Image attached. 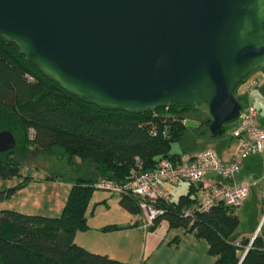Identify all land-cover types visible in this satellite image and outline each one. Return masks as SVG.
<instances>
[{"label": "water", "instance_id": "obj_1", "mask_svg": "<svg viewBox=\"0 0 264 264\" xmlns=\"http://www.w3.org/2000/svg\"><path fill=\"white\" fill-rule=\"evenodd\" d=\"M0 35L104 106L205 102L216 136L240 115L235 82L264 66V0H0Z\"/></svg>", "mask_w": 264, "mask_h": 264}, {"label": "trees", "instance_id": "obj_2", "mask_svg": "<svg viewBox=\"0 0 264 264\" xmlns=\"http://www.w3.org/2000/svg\"><path fill=\"white\" fill-rule=\"evenodd\" d=\"M247 74L235 82L233 92ZM198 103L172 101L152 110L101 105L67 90L0 35V130H10L15 138L12 148L0 151V178H20L13 186L1 189L0 196L13 193L33 178L20 171V157L30 152L32 146L52 153L58 145L67 165L74 156L89 159L100 177L118 180L153 169L163 157L178 160L187 152H174L171 147L186 130L184 112L198 109ZM211 119L209 115L197 125L201 135L206 134ZM235 121L224 123L222 131ZM96 180L77 177L58 215L0 208V264H141L94 252L75 242L76 231L88 228L86 212L97 188ZM199 189L190 182L188 190L176 200L160 199L155 205L162 212L150 228L165 219L169 226H181L184 231L204 238L207 251L214 257L211 264H264V232L256 234L250 244L246 237L236 241L239 215L234 205L219 202L207 210H197ZM116 194L124 209L132 214L141 213L140 196L131 192ZM186 209L192 210V214L185 215ZM121 227L111 223L101 228Z\"/></svg>", "mask_w": 264, "mask_h": 264}, {"label": "crops", "instance_id": "obj_3", "mask_svg": "<svg viewBox=\"0 0 264 264\" xmlns=\"http://www.w3.org/2000/svg\"><path fill=\"white\" fill-rule=\"evenodd\" d=\"M257 72L258 70H255L247 74L235 87L234 94L242 100V103L252 101L257 108L258 123L264 126V78L256 86L248 89L251 78ZM207 117L208 115L204 116L199 124ZM201 128L203 130L204 125ZM205 129H207L205 135L199 133L201 137L207 138L206 145L202 149L212 147L222 160H230L237 151L239 140L230 136L229 128L226 130L227 137L224 138H213L211 136L214 135L209 134V129ZM185 151L191 155L200 152ZM177 152L184 151L177 150ZM38 171L31 175L33 178L27 184L13 193H2L0 208H12L28 214L58 215L66 201L70 186L77 177L94 180L100 177L96 168L93 176L79 175L70 178L55 174L40 175L36 173ZM19 180L18 177L0 178V190L13 186ZM235 181L249 188L248 194L237 204L239 223L235 230V240L239 241L241 237H246L251 241L256 234L264 232V153H253L243 158ZM170 184L176 183L162 181L163 187L169 191V194ZM103 190L108 196L103 193L95 200L103 207H97L95 203L93 209L86 213L88 228L76 231L74 237L76 243L94 252L106 253L119 260L141 262V264H211L213 261L214 257L207 251L208 244L204 238L178 228L176 230L179 231L169 234L168 231L173 226H169L165 219L159 222L163 227L161 230L157 229L159 224L155 228H150L153 223L145 226L141 213H130L119 204V201L109 197L113 192ZM103 199L105 202L102 201ZM104 206L106 209H103ZM135 220L138 222L125 226ZM111 223L123 227L111 230L101 228ZM182 235L190 238L185 245L180 241ZM181 246L187 249H182Z\"/></svg>", "mask_w": 264, "mask_h": 264}, {"label": "built area", "instance_id": "obj_4", "mask_svg": "<svg viewBox=\"0 0 264 264\" xmlns=\"http://www.w3.org/2000/svg\"><path fill=\"white\" fill-rule=\"evenodd\" d=\"M259 68L251 78L248 89L264 78V66ZM29 131H33L32 127H29ZM228 133L239 140L237 151L228 161L222 160L214 148L205 147L197 155L183 153L175 161L163 157L153 169L134 172L125 180L101 176L94 185L114 193L131 192L140 196L145 226L162 212V208L155 204L160 199L167 201L170 198L162 181L178 183L186 180L198 185L197 210H207L219 202L237 205L249 191L247 185L235 181L242 159L249 154L264 153V126L258 123L257 108L251 100L242 105L240 115ZM184 213L190 215L192 210L186 209Z\"/></svg>", "mask_w": 264, "mask_h": 264}, {"label": "rangeland", "instance_id": "obj_5", "mask_svg": "<svg viewBox=\"0 0 264 264\" xmlns=\"http://www.w3.org/2000/svg\"><path fill=\"white\" fill-rule=\"evenodd\" d=\"M260 69L259 67L256 69L251 70L255 71ZM242 101V100H241ZM198 109H191L189 111L184 112V121L186 124V130L181 137L180 140L173 143L171 150L172 151H191V152H199L205 145H206V139L200 136L197 125L199 124V121L204 118V116H209V110L208 106L205 102H199L197 104ZM203 128V127H202ZM226 131H222L220 134L216 136H211L213 138H224L227 137ZM63 151L62 148L58 145L54 146V150L52 153H46L40 150L36 146H32L30 152H28L26 155L20 157V171H22L23 175H32L35 171L37 174H55V176L63 177V178H70L73 176H93L95 174V164L89 160V159H81L78 156H74L73 161H71L68 165L65 163V159L62 157ZM190 185L189 181H181L176 184H170V198L173 200H176L179 196V194L184 193L188 190V186ZM103 193H108L101 189L96 188L93 192V195L90 199V202L87 207V212L89 213L90 210L93 209V207L97 204V207H103L101 206L100 202L96 203V198L101 196ZM199 193V192H198ZM114 201H118V195L113 194L109 196ZM96 203V204H95ZM238 205L234 206L235 211L237 210ZM103 209H106L105 206ZM123 209V208H122ZM142 210V209H141ZM98 212V210H96ZM144 216L142 212V217ZM154 220V218H153ZM160 222V221H159ZM158 222V224H159ZM157 224V225H158ZM178 228L179 230L182 229L181 226L171 227L169 229V234L176 233L179 230H176ZM157 229H163V227L159 224L157 226ZM237 229V228H236ZM188 233V232H187ZM235 234V233H234ZM181 244L185 245L187 242L190 241V238L186 237L185 235H182L180 238ZM182 249H187L185 246H181Z\"/></svg>", "mask_w": 264, "mask_h": 264}]
</instances>
